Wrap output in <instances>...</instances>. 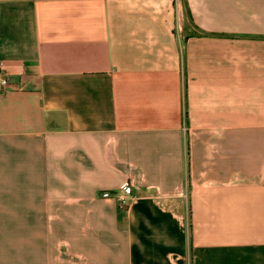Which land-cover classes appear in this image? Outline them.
<instances>
[{
    "label": "crops",
    "instance_id": "0c3cea01",
    "mask_svg": "<svg viewBox=\"0 0 264 264\" xmlns=\"http://www.w3.org/2000/svg\"><path fill=\"white\" fill-rule=\"evenodd\" d=\"M0 66V264H264V0H0Z\"/></svg>",
    "mask_w": 264,
    "mask_h": 264
},
{
    "label": "built area",
    "instance_id": "2783aa9c",
    "mask_svg": "<svg viewBox=\"0 0 264 264\" xmlns=\"http://www.w3.org/2000/svg\"><path fill=\"white\" fill-rule=\"evenodd\" d=\"M11 88V83L9 80L8 73L0 66V93L5 92ZM137 193H134L133 184L128 182L124 184L118 191L115 192H102V198H115L122 208H127L131 202L138 199L149 198L153 201L168 207L166 197L160 193L158 188L153 186H147L144 189H138ZM186 194L180 196V198H185Z\"/></svg>",
    "mask_w": 264,
    "mask_h": 264
}]
</instances>
